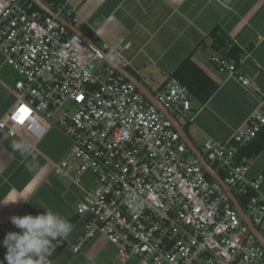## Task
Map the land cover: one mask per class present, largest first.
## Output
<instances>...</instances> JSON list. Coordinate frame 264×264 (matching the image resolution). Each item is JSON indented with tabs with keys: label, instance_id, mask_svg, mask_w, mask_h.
<instances>
[{
	"label": "built area",
	"instance_id": "built-area-1",
	"mask_svg": "<svg viewBox=\"0 0 264 264\" xmlns=\"http://www.w3.org/2000/svg\"><path fill=\"white\" fill-rule=\"evenodd\" d=\"M42 1L56 17L32 0H0V54L17 77L16 103L0 119V149L17 137L40 141L50 129L69 140L54 171L82 191L76 213L84 232L73 252L104 237L117 264H264V247L174 124L105 63L109 45H88L57 19L77 24L69 0ZM212 62L250 85L235 62L218 54ZM154 95L181 126L193 120L195 99L178 79ZM263 129L257 108L231 139L207 141L204 158L264 236V175L247 180L253 159L241 156ZM87 175L93 188L82 185ZM65 241L54 243L51 264Z\"/></svg>",
	"mask_w": 264,
	"mask_h": 264
},
{
	"label": "crops",
	"instance_id": "crops-1",
	"mask_svg": "<svg viewBox=\"0 0 264 264\" xmlns=\"http://www.w3.org/2000/svg\"><path fill=\"white\" fill-rule=\"evenodd\" d=\"M68 6L78 18L76 26L96 42L108 44L111 57L128 67L153 95L189 57L220 85L207 104L195 102L193 120L183 126L199 150L210 139H231L255 109L264 112V0H69ZM216 27L243 50L239 70L250 80L249 86L220 73L213 64V56H224L210 36ZM16 79L0 54V119L16 103L12 90ZM19 140L33 146L31 155L13 151L12 143ZM69 149V140L57 129H50L37 142L13 138L0 149V261L4 264L3 240L7 233L21 231L12 225L11 217L39 215L45 211L40 206L69 221L77 219L53 264L118 262L116 248L104 237L73 252L84 232L76 213L82 194L54 171ZM260 175H264V150L253 158L247 180ZM14 199L30 202L5 205Z\"/></svg>",
	"mask_w": 264,
	"mask_h": 264
},
{
	"label": "clouds",
	"instance_id": "clouds-1",
	"mask_svg": "<svg viewBox=\"0 0 264 264\" xmlns=\"http://www.w3.org/2000/svg\"><path fill=\"white\" fill-rule=\"evenodd\" d=\"M14 152L20 155H31L33 146L23 140L14 141L11 145ZM28 199L9 200L7 204L19 203ZM45 211L39 215L11 217V223L20 232H9L3 240L7 249V264H51L50 257L54 251V242L66 238L73 231L74 225L59 212L40 206ZM0 264H4L0 261Z\"/></svg>",
	"mask_w": 264,
	"mask_h": 264
},
{
	"label": "trees",
	"instance_id": "trees-1",
	"mask_svg": "<svg viewBox=\"0 0 264 264\" xmlns=\"http://www.w3.org/2000/svg\"><path fill=\"white\" fill-rule=\"evenodd\" d=\"M73 24L77 25L76 23ZM210 36L215 42V46L224 53V57H226L230 61L235 62L237 66L240 67V60L244 56L243 50H241L234 42L229 40L228 36L222 32L220 27H216L211 32ZM88 37H90L96 43V39L91 36V34H89ZM125 68L129 70L128 67ZM171 77L178 79L190 90L195 99V102L199 106H204L205 104H207V102H209V100L216 94V92L220 88V85L215 82L207 72H205L200 66H198L191 57L187 58L176 69ZM263 150L264 129L248 147L242 150L241 156H246L253 159L258 156ZM207 176L210 180H212L209 175ZM221 176L223 177L222 174ZM239 199L242 206H245V200L242 198ZM76 220L77 219L71 222L74 224ZM57 241H55L54 243H56ZM64 246L65 242L63 247H60L54 253L53 259H55L60 254ZM5 264H7V262H5Z\"/></svg>",
	"mask_w": 264,
	"mask_h": 264
},
{
	"label": "water",
	"instance_id": "water-1",
	"mask_svg": "<svg viewBox=\"0 0 264 264\" xmlns=\"http://www.w3.org/2000/svg\"><path fill=\"white\" fill-rule=\"evenodd\" d=\"M39 9L43 10L46 12L48 15L52 17H56L55 12L48 7L46 3H44L42 0H32ZM57 19L65 25L71 32L79 36L85 43L88 45H93L96 46L95 42L85 35L80 28L77 26L73 25L70 21L64 19L63 17H57ZM104 61L106 64H108L110 67L115 69L119 74H121L126 80L134 84L138 90L151 102L153 103L160 111L162 114L165 115V117L170 120L173 124L175 129L180 133L182 138L184 139L186 145L188 148L195 154V156L199 159L200 163L204 167L205 171L207 174L217 183H219L223 189L227 192L228 196L232 200L235 208L239 212L243 222L247 224V226L250 228L251 232L256 236L260 244L264 247V236L258 231L257 228L252 224L251 220L248 218L242 207L240 206L238 200L236 197L233 195V193L230 191L229 187L226 185V183L223 181V179L218 175V173L207 163V161L204 158L203 153L196 148L193 143H191L190 139L188 138L185 129L183 126H181L176 119L167 111L163 108V106L156 100L155 96L153 93L142 83L140 80L131 74L122 64L117 62L114 58L111 56L105 54L104 55Z\"/></svg>",
	"mask_w": 264,
	"mask_h": 264
},
{
	"label": "rangeland",
	"instance_id": "rangeland-1",
	"mask_svg": "<svg viewBox=\"0 0 264 264\" xmlns=\"http://www.w3.org/2000/svg\"><path fill=\"white\" fill-rule=\"evenodd\" d=\"M98 45H102V44H100V43H98V42H96ZM115 59V58H114ZM98 66H102L103 65V62L102 61H98L97 63H96ZM202 147L200 148V150H201V152L203 153V155H206V151H205V148H204V146L203 145H201ZM92 177L90 176V175H87V176H85L84 177V179L82 180V185L84 186V187H88V188H93V185H92ZM76 188V187H75ZM76 189H78V191L82 194V191L79 189V188H76ZM135 262V261H134ZM117 262H116V260L114 261V260H112L111 261V264H116ZM95 264H98V263H96L95 262ZM131 264H133V262L131 263Z\"/></svg>",
	"mask_w": 264,
	"mask_h": 264
},
{
	"label": "snow or ice",
	"instance_id": "snow-or-ice-1",
	"mask_svg": "<svg viewBox=\"0 0 264 264\" xmlns=\"http://www.w3.org/2000/svg\"><path fill=\"white\" fill-rule=\"evenodd\" d=\"M21 112L24 113L25 115H28V110L26 108H21ZM20 122L23 123V119H21Z\"/></svg>",
	"mask_w": 264,
	"mask_h": 264
}]
</instances>
